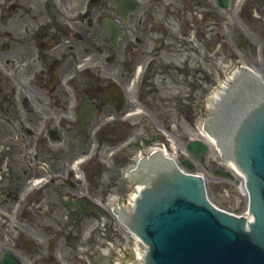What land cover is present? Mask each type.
<instances>
[{
	"label": "flooded vegetation",
	"instance_id": "obj_1",
	"mask_svg": "<svg viewBox=\"0 0 264 264\" xmlns=\"http://www.w3.org/2000/svg\"><path fill=\"white\" fill-rule=\"evenodd\" d=\"M127 1L117 6L114 0H0V262L5 252L16 255L22 248L44 259L43 246L26 244L24 237H41L36 229L58 225L52 215L58 192L67 196L68 210L76 195L88 193L72 183L65 167L79 154L87 158V174L94 166L101 180L123 175L134 149L150 142V80L212 78L218 0ZM107 22L120 31L117 38L110 37ZM139 66L146 71L135 78ZM108 80L125 95L120 111L102 101ZM135 80H145L142 106L148 117L127 118L134 107L126 96L139 94ZM85 114L90 117L84 122ZM131 136L137 140L124 147ZM35 143L54 154L42 156ZM59 147L80 153L61 159L60 167ZM46 166L55 179L48 180ZM34 182L40 187L31 211L11 223L17 200ZM32 214L46 223L33 222Z\"/></svg>",
	"mask_w": 264,
	"mask_h": 264
},
{
	"label": "rangeland",
	"instance_id": "obj_2",
	"mask_svg": "<svg viewBox=\"0 0 264 264\" xmlns=\"http://www.w3.org/2000/svg\"><path fill=\"white\" fill-rule=\"evenodd\" d=\"M242 1V0H241ZM240 1V2H241ZM238 0H235V5L230 9L225 12L226 17H220L218 22V32L221 35L218 36V67H216V70L214 71L213 74V80H202V84L204 88L210 89L211 85L215 83V78L217 77L215 73H218L219 78H222L225 73L229 74L233 70H235L239 65V61L235 58H231V54L228 53L225 47H223V51L221 47L223 46V41H224V36L228 39H231L234 43L238 42L241 40V37H244V39L248 40V44L253 45L256 47V50L252 53L248 52L247 48H245L244 52L246 53L244 60L249 64L252 63L255 66H259L260 68L264 67V30L262 29L263 27V22H264V15H261L257 17L256 19L254 18V14H252L253 11L250 10H243L239 11V6L237 5ZM256 2V0H255ZM253 19V20H251ZM245 47H248L245 46ZM225 50V51H224ZM263 53V54H262ZM258 62V63H257ZM224 65H227L226 67ZM251 65V64H249ZM153 82L160 83L161 80H153ZM170 80L166 81L165 83V91H163L164 94L166 95L169 90L166 87L169 86ZM157 90L158 87L154 86ZM187 92L186 88L183 86H179L178 91H175L173 94V99H176L175 96L178 98H182L185 96V93ZM128 98L130 104L133 106L134 101V95L133 92L128 93ZM203 98H200L195 102V105L198 106V108H202L203 105ZM107 109V108H105ZM142 110L145 111L144 108H141ZM145 112H142L140 115H143ZM193 113V112H192ZM198 116V113H197ZM183 116H180V112H177V108L174 103H171L170 105H167L165 103H154L150 101V124L154 125L153 122L155 123L158 119H161L160 123L163 125H166L169 123L168 127L170 126V133L165 132V128H163L165 135L161 134V136L168 137L170 139V142L176 146L175 140L178 141L179 146L177 148L175 147L174 149H167L169 152V155L177 154L184 152V145H186L187 141L190 139V136L192 137H197L198 134L195 135V131L192 128H187L189 130V133L187 132V129L185 127L186 123L183 122L181 119ZM171 123V124H170ZM151 126V125H150ZM167 126V125H166ZM163 127V126H162ZM152 127H150V130ZM156 132L161 133L158 131V128H156ZM201 140L206 142L208 146V150L202 155V160L200 161V167L196 168L198 171H202L205 173V175L208 178V184L209 188L211 191V199L220 206L226 207L228 209L234 210V211H240L243 208L244 202H245V195L240 187V177L236 175V173L228 166V164L224 162L218 161L217 157V152L215 148L213 147L212 144H210L204 136L199 137ZM175 139V140H174ZM154 145H159L154 144ZM71 148L66 149L63 147L58 148V159H59V166L61 167L62 164L60 162L61 159L63 160H69V158L74 154L76 155L77 153H80L78 149L73 150L71 153ZM181 151V152H180ZM42 156H52L54 153H45L44 148L40 150L39 152ZM76 153V154H75ZM109 151L104 152V156H108ZM80 156V154H79ZM78 156V157H79ZM130 156H128L129 158ZM135 157V153L133 155ZM128 158L125 159V161L128 160ZM212 161H215L216 166H221L222 168H225L226 170L232 171L233 172V178L232 179H225L222 180L220 178H217L213 174V169L215 166H213ZM68 163V162H67ZM129 162H126L128 164ZM123 175H115L114 177H110V175L107 176L106 179L101 180L99 179L95 173L91 172V180H96V188H99L100 193H98L97 189H95L91 183V186L84 185L83 187L86 189H89L91 195H97L99 197H102L103 199L106 200V202L109 198L112 197V195L116 192L115 190L116 185L125 182V177H122ZM78 180L81 182L82 180L78 178ZM102 182L99 183L98 182ZM74 181H76L74 179ZM73 182V181H72ZM224 182L225 187H224V192L218 193V189L215 187V184L217 183H222ZM113 183V184H112ZM83 185V183H80ZM61 190V189H59ZM103 190L106 191L104 194ZM228 194L229 196H226L225 194ZM108 194H111V196L108 197ZM63 197L60 196L58 192V205H57V210L52 214L55 216L58 225L57 226H52L54 228L46 227L43 225L40 227V233L42 236V239H47L51 237L54 234V229H55V237H57V242L55 244V251H54V256L56 258L57 262H54V264H86L87 261H85L86 256L90 258V263L92 264H106L107 261L110 259V257L117 251L118 246H116V243H111L112 246L110 245V242H107L105 240L106 234L102 233V229H92L91 227L93 224H97L98 226L101 225L102 221H105L107 224H112L110 219H106L105 216H103L102 219H99L98 221H93L95 218H88L84 217L82 214H78V216H75V221H78L79 218H83L82 222L79 223L78 225H74V223L69 222L70 218L68 216V207L69 203H65L63 205ZM101 210V209H100ZM91 217H93V214L90 213ZM102 215V214H101ZM80 218V219H81ZM32 220L33 222L36 223H41L45 224V220H39L37 214H32ZM93 223V224H92ZM48 225L51 226L50 223H47ZM92 224V225H91ZM115 224V223H114ZM116 228L118 229L119 233L118 235L115 232H110L112 235H117L118 240L116 242H122L125 239L123 230L119 227V225L116 223L115 224ZM34 230V228H33ZM72 234V237L74 238V243L75 246H70L68 240L66 239V236L68 234ZM57 234V235H56ZM38 239V238H37ZM47 243H45L44 246H46ZM107 252V253H105ZM79 254H84V255H79ZM86 254V256H85ZM22 255V254H21ZM116 256L113 257V259ZM30 260H33L32 257H27L25 258V262L29 263ZM110 262V261H109ZM108 262V264H109ZM42 264H45L44 262Z\"/></svg>",
	"mask_w": 264,
	"mask_h": 264
},
{
	"label": "water",
	"instance_id": "obj_3",
	"mask_svg": "<svg viewBox=\"0 0 264 264\" xmlns=\"http://www.w3.org/2000/svg\"><path fill=\"white\" fill-rule=\"evenodd\" d=\"M189 150L197 155L204 149L199 142L190 143ZM260 171L264 173V146L259 159ZM178 189V195L189 194L194 189L193 185L185 180ZM163 197L162 203H156L159 207L150 206V224L147 233L143 237L157 248L156 258L160 264H191L194 260L193 255L200 254L202 246L216 245V257L212 263L209 262L210 256L206 257L205 262L198 264H236L246 261V258L255 256L258 251L256 247L245 243H237L230 233L223 229L209 227L208 221L215 226L206 211L202 208L190 206L186 203L176 205V203ZM159 212L161 217L156 216ZM228 244L226 246L224 243ZM258 250V251H256ZM226 258V260H225ZM199 260V257L196 259Z\"/></svg>",
	"mask_w": 264,
	"mask_h": 264
},
{
	"label": "bare ground",
	"instance_id": "obj_4",
	"mask_svg": "<svg viewBox=\"0 0 264 264\" xmlns=\"http://www.w3.org/2000/svg\"><path fill=\"white\" fill-rule=\"evenodd\" d=\"M208 140H210V139H208ZM211 141V140H210Z\"/></svg>",
	"mask_w": 264,
	"mask_h": 264
}]
</instances>
